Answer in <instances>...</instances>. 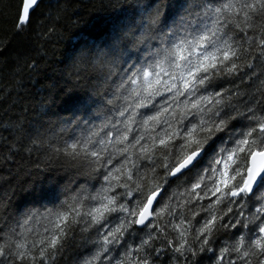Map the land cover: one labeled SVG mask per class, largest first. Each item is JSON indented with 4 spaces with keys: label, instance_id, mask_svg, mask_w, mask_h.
I'll return each mask as SVG.
<instances>
[{
    "label": "snow or ice",
    "instance_id": "1",
    "mask_svg": "<svg viewBox=\"0 0 264 264\" xmlns=\"http://www.w3.org/2000/svg\"><path fill=\"white\" fill-rule=\"evenodd\" d=\"M67 59L0 121V264H264V0H123Z\"/></svg>",
    "mask_w": 264,
    "mask_h": 264
},
{
    "label": "trees",
    "instance_id": "2",
    "mask_svg": "<svg viewBox=\"0 0 264 264\" xmlns=\"http://www.w3.org/2000/svg\"><path fill=\"white\" fill-rule=\"evenodd\" d=\"M16 3L0 0V121L21 115L35 121L45 110L42 102L71 71L67 53L81 42L94 17L117 10L123 0H40L31 25L19 35L14 30ZM27 167L23 161L0 165V191L27 180Z\"/></svg>",
    "mask_w": 264,
    "mask_h": 264
}]
</instances>
